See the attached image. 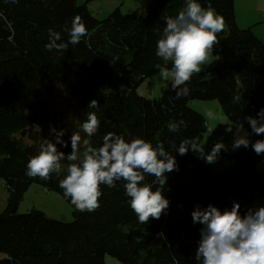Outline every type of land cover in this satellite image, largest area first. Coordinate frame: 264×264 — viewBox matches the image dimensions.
<instances>
[{"label": "trees", "instance_id": "trees-1", "mask_svg": "<svg viewBox=\"0 0 264 264\" xmlns=\"http://www.w3.org/2000/svg\"><path fill=\"white\" fill-rule=\"evenodd\" d=\"M87 2L0 0V161L16 157L11 171L0 172L9 192L0 212V264H105L106 256L123 264H196L190 257L198 248L202 225L193 223L191 212L197 205L227 209L234 201L240 202L242 213L253 207L264 198V173L259 169L264 155L242 147L234 154L235 165L218 173L191 150L184 156L176 153L183 138L207 132L206 118L189 104L217 100L233 124L264 108V42L252 27H238L234 0H211L228 29L226 35L218 34L212 62L185 85L186 97L175 99L171 81L159 99H148L137 90L145 79L159 74L154 66L163 63L156 56L163 17H175L184 0H155L142 15L116 10L104 20L90 13ZM199 2L208 6V0ZM76 15L82 17L88 36L65 52L47 51L48 29L60 31L66 41L63 28ZM55 86L66 97V106L46 101L48 89ZM237 94L241 100L233 103ZM93 99L99 107L88 109ZM88 111L96 112L101 122L98 133L88 138L93 146L112 132L126 140L141 137L154 145L162 141L167 151L176 153L178 170L168 174L163 189L170 207L159 220L139 223L122 181L114 188L101 185L100 207L80 212L59 187L64 173L52 174L48 181L25 175L29 157L49 136L50 126L66 129L64 139L69 140ZM180 119L187 127L170 132L167 123ZM245 128L251 131L247 122ZM22 133L30 135L32 145L16 138ZM7 140L12 141V152L4 147ZM61 150L70 152V143ZM152 179L146 176L145 182ZM33 183L64 197L73 220H54L36 210L20 214V203Z\"/></svg>", "mask_w": 264, "mask_h": 264}, {"label": "clouds", "instance_id": "clouds-1", "mask_svg": "<svg viewBox=\"0 0 264 264\" xmlns=\"http://www.w3.org/2000/svg\"><path fill=\"white\" fill-rule=\"evenodd\" d=\"M6 2L19 3V0ZM163 21L156 43V56L163 63L154 67L159 69L162 79L171 78V90L179 100L189 94L185 85L202 71L210 52L220 44L218 34L224 30L225 19L213 9L211 0L207 7L199 0H184L178 14L164 16ZM63 31L68 36L66 41L60 31L48 29V43L44 45L47 51L65 52L70 45L74 47L88 36V28L80 15L74 16ZM240 100L237 94L232 102ZM98 107L96 99L88 103V109ZM208 116L213 117V113L209 112ZM245 122L251 131L245 128ZM100 124L96 112H86V119L78 131L71 132L69 140L64 139L66 129L50 126L49 136L39 145L37 153L29 157L25 175L48 181L52 174L59 177L64 173L59 187L80 212H94L100 207L101 185L114 188L117 181H122L131 210L139 223L147 224L152 219L159 220L170 207L163 189L168 174L178 170L176 153L184 156L191 150L208 164H215L222 151L241 147L251 148L258 156L264 155V139H250V136H264V108L255 115L243 117L235 125L226 124L225 131L233 133L231 149L221 139L207 151L197 136L183 138L175 155L165 149L162 141L154 145L141 137L126 140L123 134L112 132L103 136L99 146H93L88 138L98 133ZM166 126L170 132L179 133L181 126L186 128L187 124L180 119L169 121ZM205 129L210 136L215 131L208 126L207 119ZM69 143L70 152L61 150L68 148ZM146 176L154 179L145 182ZM191 217L194 224L202 225L198 248L190 257L196 264H264V203L247 208L243 213L238 201L223 210L213 204L197 205Z\"/></svg>", "mask_w": 264, "mask_h": 264}, {"label": "rangeland", "instance_id": "rangeland-1", "mask_svg": "<svg viewBox=\"0 0 264 264\" xmlns=\"http://www.w3.org/2000/svg\"><path fill=\"white\" fill-rule=\"evenodd\" d=\"M155 0H77L79 5L87 2V7L90 13L98 20H104L110 16L114 11L119 10L122 15H142L144 14L154 3ZM234 17L238 24V27L246 29L248 27L254 28L262 37L264 41V0H234ZM256 23V24H255ZM254 31V30H253ZM228 32L227 25L225 23L224 30L220 33L226 35ZM261 39V38H260ZM213 56L209 54L208 60L205 65L202 66V72H204L209 64L213 60ZM171 82V78L164 80L159 74L149 77L143 81L137 92L139 95L148 99H159L162 95V91ZM58 86V85H57ZM50 87L47 92L46 101L54 105L66 106L68 103L66 97L63 98L61 90L58 87ZM45 106L48 107L49 104ZM190 108L197 113L203 115L207 121L208 126L213 128V117H209L208 113H214L215 108H219L222 112L220 104L217 100L200 101L194 100L189 104ZM222 116L224 113L222 112ZM226 117V116H225ZM227 118V117H226ZM228 124L235 125L229 121ZM235 131V129H233ZM213 135L210 136L208 132L201 133L198 137L206 146V150L210 151L212 146L217 142ZM18 140L23 141L26 145H32L30 135L28 133L18 134L16 136ZM219 141V140H218ZM224 143L229 146L233 143V134L227 138ZM4 147L13 151V145L11 140H7L4 143ZM242 149V147L240 148ZM240 149L232 151H222L220 158L215 164H209L213 171L222 173L224 170L233 167L236 163L234 154ZM15 155L7 158V160L0 161V172L11 171L14 167ZM259 169L264 173V160L259 164ZM21 173L22 171H18ZM9 197L7 185L4 180L0 179V212H3ZM264 203V198L258 199L255 205ZM41 211L46 214L47 217L62 221L71 222L73 220L72 208L64 197L61 195L48 191L40 185L31 184L19 206V213L26 214L31 211ZM105 264H123L114 257L106 256Z\"/></svg>", "mask_w": 264, "mask_h": 264}, {"label": "crops", "instance_id": "crops-1", "mask_svg": "<svg viewBox=\"0 0 264 264\" xmlns=\"http://www.w3.org/2000/svg\"><path fill=\"white\" fill-rule=\"evenodd\" d=\"M253 30L256 33V35L259 38H261V40H263L262 37H260L259 33L254 28ZM213 112H214L213 113V129L215 130L213 134L214 133L216 134V135H213V137L215 138L216 141L222 139L224 142L227 138H229L233 134V133H227L225 131L226 124L229 123V120L225 117V115L222 116V112L219 110V108H215Z\"/></svg>", "mask_w": 264, "mask_h": 264}]
</instances>
